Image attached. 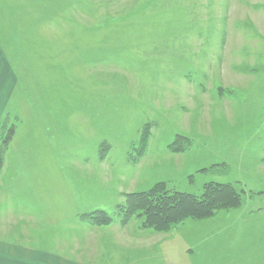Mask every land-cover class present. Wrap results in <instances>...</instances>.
I'll return each instance as SVG.
<instances>
[{
  "label": "rangeland",
  "instance_id": "rangeland-1",
  "mask_svg": "<svg viewBox=\"0 0 264 264\" xmlns=\"http://www.w3.org/2000/svg\"><path fill=\"white\" fill-rule=\"evenodd\" d=\"M0 40L64 130L53 140L29 91L14 90L0 210L15 215L26 184L43 190L39 240L69 237L70 264H264V0H0ZM47 152L43 171L22 169L26 184H3ZM157 183L193 195L230 184L240 204L165 232L123 224L125 196ZM97 212L112 221L94 223ZM12 214L0 231L34 228Z\"/></svg>",
  "mask_w": 264,
  "mask_h": 264
},
{
  "label": "crops",
  "instance_id": "crops-1",
  "mask_svg": "<svg viewBox=\"0 0 264 264\" xmlns=\"http://www.w3.org/2000/svg\"><path fill=\"white\" fill-rule=\"evenodd\" d=\"M16 35L19 36V34ZM11 39L14 44L16 43V41H18L16 37H11ZM19 62L20 59L16 61L15 57H13L11 61V58H9L7 51L5 52V49L2 47L0 40V120L3 118L6 111H9L10 109H14V108H9V106L12 105V103H14V100L11 98L14 90H18V91L28 90L29 95H32L33 97L32 100H34V103L37 106V110L43 111V114L46 117V119H42L44 122V126L47 128V131L51 135L53 134V140H55L56 135L63 137L64 130L62 126L61 125L55 126L56 122L52 121V119L51 120L49 119V114L46 115V111L51 109L50 108L51 106L49 105L45 106L46 104L40 106V104L38 105L36 103V94L34 92L36 80H34V78L32 77L31 67L29 68L28 66L27 69L23 68V71H21L18 66ZM25 102L28 105V107L31 108L30 101L29 100L23 101V103ZM80 118L81 120L83 119L82 114L80 115ZM50 122L52 123V125ZM82 124L83 123L81 121L79 125ZM75 126L77 127V124ZM45 134L48 133H46L45 131ZM30 140L32 141L31 138ZM51 141L52 139L50 140V143ZM63 146L64 148H66L65 145ZM53 148L57 149V151H55L56 153H58L56 154L57 159L61 160L67 157V155L61 154L62 152L66 153L65 149L62 148L61 150L64 151H60V150L58 151V149L60 148L59 145L54 144ZM33 155L36 156V151H33ZM47 156H49V152H47V155H39L38 157L41 158L42 161L37 162L35 167L29 166L28 167L29 169H27L26 166L23 167L22 165L17 167L12 166L10 168L7 167L8 169L6 170L8 171H6L5 173L6 178H4L3 184H7L8 186L11 185L10 183L13 181L18 182L20 184L21 183L26 184L28 179L26 175H22V169H26V171L28 170L34 171L33 173H38L37 171H43V169L47 167L46 163H50L49 161H47V159H49V157ZM50 168H48V171L50 170ZM12 174L13 175L17 174L18 178L15 180L12 177L13 176ZM27 174H31V173L27 172ZM26 185L24 186L22 193L18 194L16 191V199L19 202L18 206L21 207L18 210H16L15 215L12 214L13 211L6 214V210L5 211L3 209L0 210V219L2 217L3 219H6V221L0 220V223L8 222L9 215L12 214L14 218H18V219L22 218L23 222L25 221L26 223H32L33 224L32 226L34 228L32 227L29 229L26 228V230L24 231L25 233L20 235L18 234L11 235V232L9 231H0V264H26V263L27 264H70V262L68 261H70L71 259H68L66 249H68L69 246H72L74 243L68 240L69 237L65 238L60 235L53 236L49 240L50 246L48 247H45L42 241L39 240V239H44L43 230L46 227V223L49 225V221H50V219L48 220V216H47L48 211H46L45 209L46 201L45 199H43V194H42L43 190L39 191L40 197L39 196L35 197L33 196L34 193H32L30 185L29 186ZM25 191L27 192V195H29L30 193V196H26ZM11 202L12 201L7 202V204ZM3 211H4V215L2 214ZM59 222L62 221L59 220ZM23 235H24L23 237L24 240L20 241L22 238L21 236ZM75 238L77 237L75 236ZM28 248L31 250H28ZM16 249H18L19 252L23 253V255L15 257V255H13L12 253L17 251ZM101 251H103L101 253L102 255H105L109 252L112 253V249H107V248H104ZM99 253L97 254L98 256L100 255ZM89 264H94V263H89Z\"/></svg>",
  "mask_w": 264,
  "mask_h": 264
},
{
  "label": "trees",
  "instance_id": "trees-1",
  "mask_svg": "<svg viewBox=\"0 0 264 264\" xmlns=\"http://www.w3.org/2000/svg\"><path fill=\"white\" fill-rule=\"evenodd\" d=\"M3 145L6 143L4 140ZM0 150V167L2 162ZM241 194L230 184H206L200 195L167 189L163 183L152 188L127 194L121 222L131 217L142 218V226L156 232L172 229L185 219H202L220 209L232 208L240 204ZM89 217L98 225H106L112 217L105 212H97Z\"/></svg>",
  "mask_w": 264,
  "mask_h": 264
}]
</instances>
